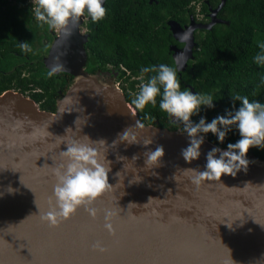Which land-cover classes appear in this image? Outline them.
<instances>
[{
  "label": "water",
  "instance_id": "water-1",
  "mask_svg": "<svg viewBox=\"0 0 264 264\" xmlns=\"http://www.w3.org/2000/svg\"><path fill=\"white\" fill-rule=\"evenodd\" d=\"M224 3L209 9L207 23L168 22L176 40L192 30L189 43L173 49L178 72L193 58L195 30L225 23L217 17ZM81 23L82 18L70 25L69 39L59 34L49 50L48 68L53 57L66 52L63 72L75 77L54 112L18 92L0 95V264H264V162L248 159L247 171L234 178L194 185L185 169L204 170L206 153L217 146L205 137L198 160L185 163L180 155L188 146L184 132L145 125L119 88L84 72ZM186 47L187 59L179 67L175 57ZM136 120L144 128H135ZM130 127L128 138L118 139ZM86 136L106 142L92 146L111 169L112 187L93 205L99 210L95 220L79 208L68 221L49 228L40 212L49 207L53 169L63 163L68 141L88 143ZM146 140L151 143L145 145ZM158 145L165 153L162 166L148 168L143 153ZM104 209L116 213L111 236L103 227ZM96 241L106 251H94Z\"/></svg>",
  "mask_w": 264,
  "mask_h": 264
},
{
  "label": "trees",
  "instance_id": "trees-1",
  "mask_svg": "<svg viewBox=\"0 0 264 264\" xmlns=\"http://www.w3.org/2000/svg\"><path fill=\"white\" fill-rule=\"evenodd\" d=\"M1 1V0H0ZM221 0H158L154 5H143L140 0H107L104 7L107 10L103 20L94 23L96 33L90 39L95 45L93 55L97 60H110V63H122L131 75L141 76L142 67L162 64L167 58L166 20L187 22L191 14L196 15L195 5H199L198 13H208V8H216ZM26 13L25 10H17ZM217 17L225 23L214 25L210 30H199L196 39L197 46L193 51V59L188 62L185 72L177 73L181 90L190 88L193 94H208L214 98V107H201L198 115L191 119L198 123L201 117L211 122L218 115H224L225 110L234 111L239 108V102L232 97L236 94L246 96L250 102L264 103V65H257L253 57L260 51L259 43H264V0H225ZM91 22V21H90ZM18 22L8 21L2 31L0 28V70L11 71L16 64L21 63L19 43L26 42L25 30L18 27ZM12 31L13 34H5ZM90 41V43H91ZM107 60V61H108ZM173 67V64L172 66ZM174 68V67H173ZM0 78V92L9 88L19 89L23 94L28 90L27 82L10 84V75ZM144 75L146 82L151 75ZM179 75V76H178ZM124 79L122 85L126 100L131 104L139 91L141 80ZM3 79V80H2ZM34 86L44 88V94H31L36 102L47 97L40 109L54 112L55 86L51 80L32 79ZM138 84V86H136ZM49 85L50 90H47ZM139 119L145 125H156L162 129L183 131V124L173 121L157 105H148L143 111L137 110ZM150 117V118H149ZM206 139L221 149H227L229 143H236L239 134L233 126L225 140L220 143L212 134ZM247 159L264 162V149L252 148Z\"/></svg>",
  "mask_w": 264,
  "mask_h": 264
},
{
  "label": "clouds",
  "instance_id": "clouds-1",
  "mask_svg": "<svg viewBox=\"0 0 264 264\" xmlns=\"http://www.w3.org/2000/svg\"><path fill=\"white\" fill-rule=\"evenodd\" d=\"M32 4V13L39 26H46L48 30L59 33L64 40L72 35L70 25L75 27L82 17H88L92 23H97L103 20L107 13L103 7V0H32ZM191 31L189 29L178 34L177 39L181 43L188 44L191 40ZM58 46L62 45L58 44ZM19 47L25 53L33 51L29 42L19 43ZM258 48L260 51L253 57V62L257 65H264V43H259ZM187 52L186 47L175 57L179 67H183L181 61L187 59ZM66 54V52H61L53 57L46 73L47 78L66 71L65 64L61 60V57ZM140 72L142 82L138 93L131 101L133 111H143L148 105L155 107L159 97V109L174 121L183 124L188 146L181 149L180 155L185 163L191 164L198 160L207 134L215 136L220 143L232 131L233 126L239 134V140L236 143H229L226 150L213 147L206 153L204 170L185 169L192 173L191 180L194 185L199 186L204 180L220 181L222 176L234 178L238 172H246L249 164L252 163L247 159L249 150L264 149V103L250 102L246 96L236 94L232 100L233 106L235 102H239L240 106L237 110L226 109L224 115L216 116L211 122L206 123L205 118L201 117L198 123H193L191 118L199 114L202 106L208 109L214 107L212 95L193 94L187 88L181 90L176 69L166 64H160L158 68L142 67ZM148 73L155 74L145 82L143 78ZM134 127L142 129L144 124L136 120ZM132 128H127L118 139H127ZM85 139L89 142L69 140L66 150L61 152L63 163L53 169L56 182L53 185L52 195L49 197V207L47 211L40 212V221L49 228L59 227L61 223L74 216L79 208H83L88 216L95 220L99 210L93 205L112 187L108 177L111 169L105 166L98 149L92 146L93 144H106V142L103 139L92 141L87 136ZM134 140L133 135L132 141ZM132 141L129 143L131 144ZM115 143L114 141L113 144ZM150 143V140L144 142L145 145ZM164 154L162 145H158L155 150L144 152L145 166L148 168L162 166L161 161ZM132 159L136 160L137 157L133 156ZM7 192L12 194L14 190L9 186ZM103 211L104 230L110 236L114 235L112 220L116 213L110 209ZM92 249L100 252L106 251L101 241L94 242Z\"/></svg>",
  "mask_w": 264,
  "mask_h": 264
},
{
  "label": "flooded vegetation",
  "instance_id": "flooded-vegetation-1",
  "mask_svg": "<svg viewBox=\"0 0 264 264\" xmlns=\"http://www.w3.org/2000/svg\"><path fill=\"white\" fill-rule=\"evenodd\" d=\"M107 0H105L106 3ZM104 3V5H105ZM141 4L145 5H154L158 3V0H140ZM133 4H137L138 2H135L133 0ZM103 5V7H104ZM32 0H1L0 1V28H5V25H7L8 21H16L18 22V27L21 28V30H25V34L27 33V37L25 38L26 42H29L32 46L33 51L31 53H21V63L16 64L11 71H2L0 70V78L3 77V75H9L12 71H16L15 73L11 74L10 78V84L15 85L18 84V82H27L28 84V90L25 91L23 94L19 89L16 88H9L5 89L2 92H0V95L7 91H13L18 92L24 95L25 97H28L30 99H33L30 97L31 94H44L45 89L41 88L39 86H34L32 82H30L32 79H38V80H44L48 81L51 80L54 82L55 86V106L57 101L66 93L67 89L70 87V85L74 81V76L61 72L55 75L52 78H47L46 73L48 71V66L46 64V60L49 56V50L54 43L57 36H59V33L50 31L47 29V27H40L39 23L35 20L34 15L32 13ZM208 13L200 14V18L193 17L191 14L188 17L187 22H178L181 27H186L190 24L191 19L193 18L196 23H207L209 22V9ZM25 10L26 13H19L17 10ZM197 15V14H196ZM90 18L88 17H82V23L79 25V33L82 36H86V42L83 43V48L86 54V60L85 64L83 66V71L88 73L89 75L95 77L100 83L105 84L107 82L113 83L117 88H119L123 93L122 85H126V82H124V79L128 78L129 80H135L139 81L141 80V76H134L131 75L128 70H126L125 66L122 63L113 64L110 63V60L106 58V60H97L95 56H91L94 53L92 52L94 49V43L90 40L92 38V35L96 33L95 24L90 22ZM171 20H166V26L168 28V31L166 32L165 39L167 40L168 46H167V58L163 60L162 64H166L168 66H172L176 69V64L174 61V52L175 50L182 49L184 47V43L179 42L176 40L169 28L168 22ZM200 30V29H199ZM199 30H195L194 32V41L196 43L195 47L197 46V37L199 35ZM5 34H13L12 31H5ZM91 41V43H90ZM193 48V51L195 49ZM175 49V50H173ZM193 59V58H192ZM192 59H189L187 61V65L185 66L183 71H180L177 73L180 74L181 72H185L188 68V62ZM108 60V61H107ZM154 65V67L159 66ZM179 76V75H178ZM3 80V79H2ZM140 84V83H139ZM138 86V84L136 85ZM186 87L192 88L189 84L185 83ZM52 89V87H51ZM49 85H47V90H50ZM192 92V91H191ZM125 95V94H124ZM47 97H43L40 101L36 102V104L39 106L42 103L45 102ZM51 112V111H50Z\"/></svg>",
  "mask_w": 264,
  "mask_h": 264
},
{
  "label": "rangeland",
  "instance_id": "rangeland-1",
  "mask_svg": "<svg viewBox=\"0 0 264 264\" xmlns=\"http://www.w3.org/2000/svg\"><path fill=\"white\" fill-rule=\"evenodd\" d=\"M195 7H196V14H197V15H195V17L200 18L201 16H200V14L198 13L199 5L196 4Z\"/></svg>",
  "mask_w": 264,
  "mask_h": 264
}]
</instances>
